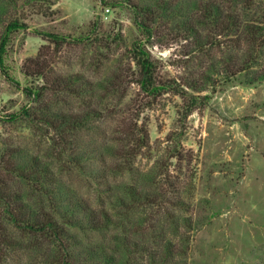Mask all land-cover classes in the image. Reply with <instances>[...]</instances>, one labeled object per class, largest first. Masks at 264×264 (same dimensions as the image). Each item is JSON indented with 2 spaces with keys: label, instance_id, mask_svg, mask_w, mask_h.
I'll return each mask as SVG.
<instances>
[{
  "label": "rangeland",
  "instance_id": "obj_1",
  "mask_svg": "<svg viewBox=\"0 0 264 264\" xmlns=\"http://www.w3.org/2000/svg\"><path fill=\"white\" fill-rule=\"evenodd\" d=\"M23 1L5 11L7 19L20 16L27 28L14 32L7 44L8 73L0 68V144L11 142L41 153L48 136L7 117L29 102L22 90L29 82L22 70L27 60L38 54L54 72L81 73L98 84L116 70L129 71L127 56L138 32L131 11L120 3L47 0L38 9ZM48 32L64 41L53 44ZM90 36L92 43L78 41ZM210 40L198 47L163 27L148 44L159 78L172 88L194 81L199 89L187 88L188 93L208 97L184 117L185 98L173 94L174 89L145 105L127 74L117 87L121 103L113 105L109 98L99 120L80 134L81 142L93 150V158L84 163L87 170L105 173L113 188L134 183L153 191L154 202L139 208L123 229L137 230L138 238L144 236L155 250L167 247L171 264H264V77L254 78L264 70V57L245 74L228 78L230 41L221 38L222 47H217ZM61 98L75 106L70 98ZM140 126L147 130L148 144L131 157V171H111L116 159L109 152L119 146L113 138ZM66 180L97 202L91 177L75 171ZM106 180L99 181V188H105ZM112 233L92 238L113 248ZM136 264H147L146 256L139 255Z\"/></svg>",
  "mask_w": 264,
  "mask_h": 264
},
{
  "label": "trees",
  "instance_id": "obj_2",
  "mask_svg": "<svg viewBox=\"0 0 264 264\" xmlns=\"http://www.w3.org/2000/svg\"><path fill=\"white\" fill-rule=\"evenodd\" d=\"M18 1L0 0V68L5 74L4 55L11 35L27 28L20 16L7 19L5 11L16 8ZM43 1L47 0L23 2L41 9ZM99 1L102 5L120 3L131 11L138 36L129 48V71L116 70L97 84L81 73L54 72L38 54L23 65L29 82L22 90L29 102L8 114V121L22 122L33 132L42 131L48 140L41 153L11 142L0 144V264H11L15 259H25L28 264H136L139 255L146 256L147 264H171L167 247L155 250L145 243L144 236L138 238L137 230L123 229L139 208L154 202L153 191L139 189L134 183L113 188L105 173L87 170L84 161L93 158L89 156L93 150L81 142L80 134L99 120L110 105L109 98L115 102L113 105L121 103L123 96L117 87L127 74L129 83L133 82L145 97V105L174 89L173 94L185 98L181 112L184 117L208 97L188 93L187 88L199 89L194 81L177 83L172 88L159 78L148 44L163 27L172 37L192 39L198 47L209 39L222 47L219 39H229V43L223 41L228 78L245 74L264 57V0ZM96 28L93 24L92 29ZM46 35L55 45L64 41L57 33ZM84 40L95 41L91 36L78 41ZM255 77L263 78L264 70L255 72ZM61 95L75 106L65 103ZM113 141L119 146L109 152L116 159L110 170L129 173L131 157L147 146L148 133L140 126L122 132ZM75 171L96 182V203L68 184L66 179ZM102 179L108 182L105 188L98 186ZM112 230L113 248L92 238L93 234Z\"/></svg>",
  "mask_w": 264,
  "mask_h": 264
}]
</instances>
